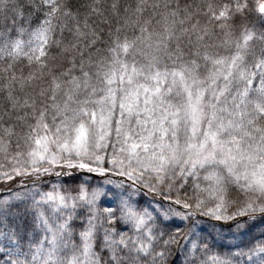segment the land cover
I'll list each match as a JSON object with an SVG mask.
<instances>
[{
    "label": "snow or ice",
    "instance_id": "snow-or-ice-1",
    "mask_svg": "<svg viewBox=\"0 0 264 264\" xmlns=\"http://www.w3.org/2000/svg\"><path fill=\"white\" fill-rule=\"evenodd\" d=\"M0 264H264V0H0Z\"/></svg>",
    "mask_w": 264,
    "mask_h": 264
}]
</instances>
